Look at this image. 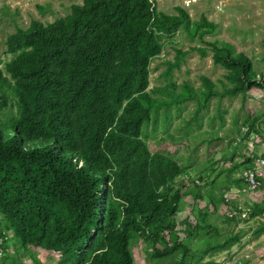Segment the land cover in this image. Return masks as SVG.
Masks as SVG:
<instances>
[{
	"label": "trees",
	"instance_id": "1",
	"mask_svg": "<svg viewBox=\"0 0 264 264\" xmlns=\"http://www.w3.org/2000/svg\"><path fill=\"white\" fill-rule=\"evenodd\" d=\"M156 5L83 0L65 17L33 20L8 36L12 58L0 68V113L12 101L17 113L0 117V264H17L19 254L40 264L39 250L58 256V264H135L131 245L138 240L159 264H217L214 257L241 243L243 232H221L210 222L219 212L232 228L248 213L258 222L254 236L264 234V200L242 208L225 196L264 190V170H257L256 191L233 177L241 168L256 169L255 156L232 164L221 186L204 193L203 178L190 177L146 141L160 110L168 118L171 109L194 102L189 131L212 99L264 94V72L231 43L206 41L218 29L206 17L193 21L184 8L168 15ZM181 31L206 47L176 49L161 75L166 84L149 90L164 38L173 44ZM191 52L203 59L212 52L214 64L227 71L221 90L205 76L201 88L174 82ZM218 117L223 121L222 110ZM258 121L247 119L244 140L258 133ZM191 198L204 201L205 212L198 206V216L183 214L182 200Z\"/></svg>",
	"mask_w": 264,
	"mask_h": 264
},
{
	"label": "rangeland",
	"instance_id": "2",
	"mask_svg": "<svg viewBox=\"0 0 264 264\" xmlns=\"http://www.w3.org/2000/svg\"><path fill=\"white\" fill-rule=\"evenodd\" d=\"M156 2L157 9L168 15H177L178 7L184 8L193 21L200 20L203 16L210 22L217 24L215 34L205 37L206 41H220L231 43L238 53L246 54L256 64L258 70L264 72V64H258L264 54V0H152ZM83 0H0V68L10 61L12 56L7 54L5 42L10 34L15 33L18 27L28 28L33 20L45 24L52 23L60 17L71 13L73 5L82 4ZM42 8V9H41ZM164 38L165 49L161 57L151 64L152 90L163 87L166 81L161 77L166 70L165 62L173 61L176 49L190 51L192 48L206 46L198 40L189 39L181 31L173 38ZM227 71L216 66L212 59V52L207 58H201L197 52H191L186 63L180 71H175L174 82L179 86L189 82L195 88L202 87L201 77L210 78L219 89L222 82H226ZM0 117L6 119L8 115L17 113V107ZM196 110V104L189 102L180 108H173L165 117L160 110L156 126L151 124L147 128L146 141L152 152H161L178 160L187 167L190 177L203 178L199 185L202 191L209 193L221 186L226 178L228 169L232 164H243L248 157L258 160L264 156V94L257 91L245 101L242 96L226 97L221 101L212 99L208 109L200 115V125L194 123L187 131V121L191 120ZM222 110L223 121L218 117ZM7 115V116H6ZM260 116V117H259ZM259 118L258 133H252L246 140L242 138L248 130L247 119ZM240 128V131L237 129ZM215 134V136L213 135ZM225 135L226 139L209 140L217 135ZM183 138L187 142H178ZM264 170V169H263ZM242 168L233 173L238 179ZM200 180V179H198ZM188 189L193 188L187 184ZM185 190V189H184ZM193 193V191H191ZM230 200H236L239 206L245 208L247 204L264 200V190L257 193H239L234 189L225 193ZM206 203L195 201L193 198L182 200L183 214L198 216V206L205 212ZM210 209L209 212H212ZM212 215L210 222L214 223L221 232L234 229L242 232V242L235 245L230 251H225L214 257L217 264H264V234L254 236L253 229L258 225L257 219H249L248 213L238 227L224 224L223 213L219 212L217 218ZM214 218V219H213ZM264 220V218L259 217ZM15 249L16 244L12 242ZM135 264H159L152 257V251L141 240L131 245ZM36 259L40 264H58L59 257L44 251L36 252ZM207 257L205 262L211 260ZM17 264H34L22 254L17 255ZM163 264H172L164 262Z\"/></svg>",
	"mask_w": 264,
	"mask_h": 264
},
{
	"label": "built area",
	"instance_id": "3",
	"mask_svg": "<svg viewBox=\"0 0 264 264\" xmlns=\"http://www.w3.org/2000/svg\"><path fill=\"white\" fill-rule=\"evenodd\" d=\"M255 167L256 169H243L241 173L242 179L252 191H256L260 187V181L258 179L257 170L264 169V156L259 158L255 162ZM226 198L228 201L230 200L228 196H226Z\"/></svg>",
	"mask_w": 264,
	"mask_h": 264
}]
</instances>
